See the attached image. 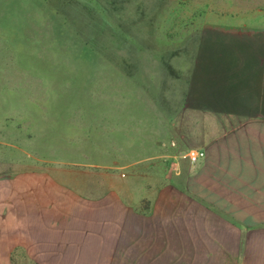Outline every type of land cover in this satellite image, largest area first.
Here are the masks:
<instances>
[{"label": "crops", "instance_id": "crops-1", "mask_svg": "<svg viewBox=\"0 0 264 264\" xmlns=\"http://www.w3.org/2000/svg\"><path fill=\"white\" fill-rule=\"evenodd\" d=\"M199 36L166 98L175 132L127 158L141 185L92 198L42 172L0 180V264H264V24Z\"/></svg>", "mask_w": 264, "mask_h": 264}, {"label": "rangeland", "instance_id": "rangeland-1", "mask_svg": "<svg viewBox=\"0 0 264 264\" xmlns=\"http://www.w3.org/2000/svg\"><path fill=\"white\" fill-rule=\"evenodd\" d=\"M238 22L264 24V0H0V180L42 172L92 198L141 185L127 158L175 132L166 98L200 33Z\"/></svg>", "mask_w": 264, "mask_h": 264}, {"label": "built area", "instance_id": "built-area-1", "mask_svg": "<svg viewBox=\"0 0 264 264\" xmlns=\"http://www.w3.org/2000/svg\"><path fill=\"white\" fill-rule=\"evenodd\" d=\"M204 156L203 152L197 150H188L185 154V158L189 160L190 163L195 164Z\"/></svg>", "mask_w": 264, "mask_h": 264}]
</instances>
